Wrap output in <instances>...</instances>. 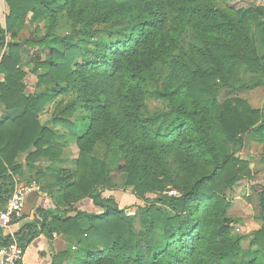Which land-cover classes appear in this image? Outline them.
I'll use <instances>...</instances> for the list:
<instances>
[{
  "label": "trees",
  "instance_id": "trees-1",
  "mask_svg": "<svg viewBox=\"0 0 264 264\" xmlns=\"http://www.w3.org/2000/svg\"><path fill=\"white\" fill-rule=\"evenodd\" d=\"M5 2L0 108L19 114L0 120V203L14 192L15 176L46 160L37 177L55 178L66 207L61 214L39 208L35 221L15 234L20 245L27 250L40 236L61 235L75 242L77 264H264V185L258 192L263 225L250 235L234 234L238 221L227 197L251 176L239 157L245 136L261 146L264 159V112L231 97L264 89V6L248 0ZM29 20L38 25L37 38L21 44ZM23 47L35 53L31 71ZM30 73L38 79L35 94L26 92ZM63 97L71 101L63 105ZM151 98L165 108L148 113ZM49 104L55 111L43 124ZM58 130L66 133L59 137ZM66 136L78 150L71 173L60 144ZM100 144L126 173L127 189L145 203L135 218L105 195L114 192V179L108 162L94 155ZM86 200L96 212L79 210ZM12 241L0 229V248ZM68 255L59 252L54 264Z\"/></svg>",
  "mask_w": 264,
  "mask_h": 264
},
{
  "label": "rangeland",
  "instance_id": "rangeland-1",
  "mask_svg": "<svg viewBox=\"0 0 264 264\" xmlns=\"http://www.w3.org/2000/svg\"><path fill=\"white\" fill-rule=\"evenodd\" d=\"M250 2H253L259 6H264V0H248ZM9 13L8 6L5 2V0H0V20L2 24L5 22V16ZM37 24H34L31 20L27 22V28L26 30L21 33L18 37V42L23 44L29 39L35 38V30L37 28ZM43 27V25H41ZM41 27V28H42ZM37 38V37H36ZM10 40V37H9ZM5 52V50H3ZM34 52V51H33ZM36 52V51H35ZM4 53L0 52V57ZM34 54L35 53H27L26 48L23 47L22 49V55L24 62L30 63L29 67H26V70H33L35 67V61H34ZM2 60V57H1ZM37 76L35 74H29V76L25 80L26 84V92L28 94H35L38 92L37 88ZM228 93L224 92L222 95V98H227ZM231 97H239L247 101V103L251 106L252 109L255 110H261L264 112V89H256L253 91L245 90L241 92H236L235 94L231 95ZM61 101L63 105L67 104L71 101L70 97H63L59 98L58 102ZM147 112L148 113H155L160 110H163L165 108V105L154 98L148 99L147 102ZM55 106L54 104H49L46 108V111L40 116V120L43 124H46L48 121L51 120V116L53 114ZM264 120V118H263ZM50 123V122H49ZM48 123V124H49ZM66 133L64 130H58V136L60 137L62 134ZM244 149L239 154V157L247 161L250 166L251 176L248 178H245L243 181H241L238 185H236L232 190L227 191V197L232 203V209L230 210V216H232L235 220L238 221V223L235 225L234 234L237 235H250L254 232L258 231L262 227V222L258 220L259 212H260V197H259V191L260 187L264 185V159L262 157V148L257 143H255L252 139L251 135H247L244 137ZM62 146H64V159H67L68 164L65 166L67 173H71L76 169V159L78 157V150L75 146V140H72L71 137L66 136L61 138ZM94 155L97 156L99 159L106 160L108 162L111 175L114 179V192L112 193H106V196L113 195L116 203L118 206L127 212L129 216L132 218L138 216L139 214V207L145 206V203L143 201L138 200L135 195L133 194V191L130 189H127L126 187V181H127V175L125 172H122L120 168L116 165H114L113 160L111 158V154L106 152L104 144H100L96 151L94 152ZM26 160V159H25ZM49 162L46 160H41L35 163L34 170L30 171L27 174H19L22 175L18 179H16L17 176L14 177L15 182L17 185L22 184H32L36 183L39 192H48L51 195V200L55 202L58 201L59 193L55 186V183H53V189H50V185H45L50 181L55 182V178H45L47 177H37V173L44 172L49 166ZM24 168H26V161L22 163ZM24 171H29L27 168L24 169ZM23 171V172H24ZM58 193V194H57ZM38 192H35L33 195H38ZM31 197L27 199V202L29 201ZM57 200V201H56ZM29 205H32V203H29ZM59 205H62V201L59 202ZM81 210L80 205H78ZM85 210V209H84ZM89 211V209H86ZM25 216V211H24ZM252 239L246 238L243 242V248L247 250L250 246ZM73 256L70 257L71 264L72 258L74 257V253L77 250V246L75 242L73 241ZM76 260V258L74 257ZM76 263V261H75Z\"/></svg>",
  "mask_w": 264,
  "mask_h": 264
},
{
  "label": "crops",
  "instance_id": "crops-1",
  "mask_svg": "<svg viewBox=\"0 0 264 264\" xmlns=\"http://www.w3.org/2000/svg\"><path fill=\"white\" fill-rule=\"evenodd\" d=\"M3 55H1V57H3ZM0 63H1V60H0ZM0 82H4V75H0ZM17 114H19V112L9 114L7 113L4 107L0 108V120L2 118H7L9 116L14 117ZM26 157L27 155L23 154L20 159V162L23 163ZM27 173H29V171H24L22 174H27ZM20 176L22 175H18L16 179H18ZM47 178L52 179L50 176H48L45 178V180H47ZM14 183H15V179H14ZM53 183L54 182L49 180V182L45 184V185L51 186V188H49L50 191L51 189H53V186H52ZM2 184H3V181L0 179V187L2 186ZM53 191H58V190L54 189ZM30 197L31 198L26 204L24 218L18 222H15L11 226L10 230L8 231L2 230L4 237L9 236L10 233L15 235L24 225L34 222L35 219L37 218V210L39 208L44 209L48 212L55 213V214L58 212L61 214L63 211L66 210V207L64 205L60 206L58 202L51 200L52 199L51 195L48 192L40 191L38 195H32ZM29 203H32V205H29ZM81 208H83V210L85 209L84 211H88L86 209H89V211L91 212L97 211L95 207L93 206V203L88 200L82 202ZM73 246H74L73 240L68 239L64 236L58 235V234H54L51 240H48L44 236H40L37 239H35L27 247L23 264H54L55 256L61 251L69 252L68 257L66 258V261L63 264H71L70 257L73 256V252H72L74 249ZM75 261L76 260L73 257L72 258L73 264H77L75 263Z\"/></svg>",
  "mask_w": 264,
  "mask_h": 264
},
{
  "label": "built area",
  "instance_id": "built-area-1",
  "mask_svg": "<svg viewBox=\"0 0 264 264\" xmlns=\"http://www.w3.org/2000/svg\"><path fill=\"white\" fill-rule=\"evenodd\" d=\"M4 53V51H0ZM1 60V57H0ZM35 192L39 193L36 183L17 185L8 201L3 205L0 203V229L3 231L10 230L14 222H18L24 218V211L27 199ZM168 195H177L173 191ZM13 241L10 245L0 248V264H23L26 250L20 245L15 235H9Z\"/></svg>",
  "mask_w": 264,
  "mask_h": 264
}]
</instances>
